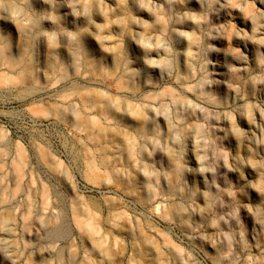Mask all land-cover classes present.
Instances as JSON below:
<instances>
[{
	"label": "rangeland",
	"instance_id": "1",
	"mask_svg": "<svg viewBox=\"0 0 264 264\" xmlns=\"http://www.w3.org/2000/svg\"><path fill=\"white\" fill-rule=\"evenodd\" d=\"M0 264H264V0H0Z\"/></svg>",
	"mask_w": 264,
	"mask_h": 264
}]
</instances>
